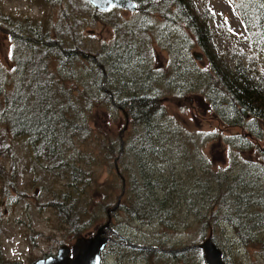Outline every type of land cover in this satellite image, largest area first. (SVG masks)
<instances>
[{
    "label": "trees",
    "instance_id": "trees-1",
    "mask_svg": "<svg viewBox=\"0 0 264 264\" xmlns=\"http://www.w3.org/2000/svg\"><path fill=\"white\" fill-rule=\"evenodd\" d=\"M28 1L50 5V8L57 10L60 17L55 26L59 31L56 38L51 35L52 20L46 21L47 16L43 20L46 23L35 24H29L26 19L14 20L0 16V38L4 36L11 41L7 64L0 62V159L11 158L14 140L27 142L30 149L37 150L33 151V167L38 171L51 167L49 171L57 173V177L40 185L46 193L47 205L56 210L63 224L73 226L80 222V225H85L89 219L84 220L86 213L82 198L92 173L82 164L89 167L96 162V155L84 146L86 136L93 134L89 128L94 125L95 136H92V141H101V151L107 154L110 161L107 162L111 164L113 161L119 168L121 166L120 179L125 175L126 181H121L122 193L117 202L127 185L128 211L135 221L142 225L157 222L167 229L189 227V221H192L195 227L191 230L196 232L197 239L205 240L211 235L214 244L221 250L217 233L224 230L220 229V223H225L228 228H232L237 243L245 247L253 244L257 252L264 255V154L260 150L255 154L262 163L245 162L236 177L226 176L227 173L219 176L207 173L204 182L195 184V190L186 189L175 193L173 188L180 182L176 181L169 187L167 181L158 183L149 174L152 158L170 162L165 158V151L168 148L173 151V146L169 144L172 130L163 124L167 110L162 99L166 102L174 97L183 101L188 91L193 97H203L210 103L221 124L246 132L250 131V125L264 126V0H236L233 3L247 33L250 54L235 49L226 57H220L216 51L214 34L210 29L213 20L211 12L208 10L198 14L193 0H131L137 5V12L132 13L134 16L127 25H117V28L126 30V34H123L127 39L125 44L122 43L123 54L133 57L145 55L139 36L145 35L146 31L139 27L135 30L137 18L140 16L144 25H152L154 15H159L163 21L170 23L163 33L174 34L171 59L174 72L159 81L150 80L146 73L143 81H140L143 84L137 89L139 93L145 94L132 93L126 97L120 90L122 86L119 90L109 91L116 81L107 74V68L96 64L91 53L81 50V45H75L78 43L76 37L79 26L73 22L80 20L83 23V18L76 16L74 8L80 0ZM84 8L90 12L94 23L98 19L107 20L106 17L112 11H119L113 9L102 13L85 2ZM186 28L190 32L187 40L181 36L175 37L176 34H183ZM193 45L203 52L208 67L199 71L198 82L191 89H186L183 80L192 75L187 71V65L192 59L195 61L190 53ZM114 49L116 51L110 55L115 56L111 59L114 60L113 67L116 58L122 56L118 46ZM90 64L91 69L85 68ZM80 68L87 69L91 80L83 77L74 79L72 74ZM139 78L130 77L136 82ZM71 81H75V85ZM155 82H166L162 92L153 93ZM241 111L248 114V120ZM101 113L105 114L102 122L96 118ZM119 113L125 124L126 114L132 135L131 144L124 152L133 166L124 172L121 147L124 133L117 134ZM104 123L106 128L97 129L96 126ZM249 136L253 138L251 133ZM186 137L189 142L196 141L193 136ZM226 140L230 157L235 161L238 153L246 151L243 141L247 140L240 136ZM198 153H187L185 157L198 156ZM40 154L42 157L38 160ZM75 157L77 160L71 159V165L65 163L68 158ZM60 176L66 177L67 182L58 191L54 185L60 182ZM4 186L6 194L16 191L17 187L12 183H5ZM218 187L221 195H215ZM174 196L183 204L184 212L174 210L177 204ZM169 199L172 200L169 202ZM78 208L80 214H77ZM136 250L138 255L144 254L151 264L155 260L157 264H204L198 248L182 252L175 249L171 253ZM102 264H108L106 253L102 255Z\"/></svg>",
    "mask_w": 264,
    "mask_h": 264
},
{
    "label": "rangeland",
    "instance_id": "rangeland-1",
    "mask_svg": "<svg viewBox=\"0 0 264 264\" xmlns=\"http://www.w3.org/2000/svg\"><path fill=\"white\" fill-rule=\"evenodd\" d=\"M193 1L198 14H203L208 10L211 12L213 20L210 23V29L214 34V45L220 57L228 56L235 49L247 55L250 54L247 33L241 24L238 13L233 8V3L236 0ZM74 8L77 11L76 16H79L80 19L83 18L81 20L83 23H80V20L73 22L79 26L76 37L78 43L75 45H81V50L91 53L96 64L107 68V74L116 81L112 87H109V91L119 90L122 86L120 90L125 97L127 94L131 96L132 93L142 95L145 93H139L137 89L143 84L140 81L141 79L143 81V76L146 73L150 80L157 81L173 74L174 68L171 59L175 38L171 32L163 33L166 28L170 27L168 21L165 22L159 15H154L153 24L144 25L138 16L135 30L139 27L146 31L145 35L139 36L145 55L133 57L123 54L122 43L127 42L123 36L124 33L126 34V30L122 27L117 28V25H127L134 14L112 11L106 17L107 20L98 19L94 23L93 18L89 15L90 12L84 8L82 0ZM0 16L14 20L26 19L29 24L46 23V21L52 20L51 35L56 38L59 31L55 24L59 20L60 14L57 10L50 8V5L45 6L40 2L0 0ZM46 16L48 20L43 22ZM189 35L190 32L186 28L183 34H176L175 37L181 36L187 40ZM10 45L9 38H4V36L0 38V62L3 64H7ZM116 46L120 48V51L122 50V56L116 58L113 67L114 60L111 59L115 56L111 57L110 55L116 51L114 49ZM190 53L194 59L200 58V60L196 61L195 59L194 61L191 58L192 62L187 65V71H190L192 75L183 80L186 82V86L184 85L186 89H191L198 82L199 71H204L208 67L203 52L199 48L193 45L190 48ZM85 68L91 69V64ZM85 68L75 70L72 74L74 79L79 80L83 77L91 80L90 74L86 72ZM136 76L141 77L138 79L139 81L130 79V77ZM67 83L69 84L68 81ZM71 84L75 85V81ZM164 84L166 82H155L153 93L162 92L161 90L165 88ZM75 94L77 95V92ZM170 99L166 102L165 99H162L167 110V117L164 118L163 124L168 125L172 130L170 134L172 141L169 144L173 146V151L169 148L165 151V158L170 162L156 158L151 159L152 166L149 167V174H152L153 180L155 179L158 183L167 181L169 187L176 181L180 182L173 188V191L177 193L186 189L195 190V184L198 181L204 182L207 173H214L218 176L227 173L226 176L236 177L242 171L241 166L245 162L262 163L255 153L260 150L264 154V126L250 125V131L246 132L236 127L231 128L228 124H221L216 119L211 104L207 103L203 97H193V94L188 91L183 101L181 98L171 97ZM103 116L105 117V114L101 113L96 118L102 122ZM122 117V114L119 113L117 134L124 133V137L121 139L124 153V155L122 154L124 159L122 171L124 172L133 166L127 153L124 152L131 144L132 135L128 122L125 124ZM92 127L94 128V125ZM96 127L103 130L106 128V123ZM93 128H89L93 134L86 136L84 146L90 149L93 155H96V162L89 167L87 164H82L92 173L91 179L86 182L88 189L86 191L85 188L82 198L86 213L84 220L89 219V223H83L85 225H80V222L73 226L69 223L63 224L56 210L47 205L46 193L40 185L57 177V173H51L49 171L51 167L39 171L33 167V151L37 150L30 149L27 142L14 140L11 144L13 152L11 158L0 159V264H34L41 258L54 256L61 246H71L76 238L86 236L88 232L95 231L106 222L105 212L116 205L118 197L122 193L120 190L121 181L125 180V175L120 179L121 166L119 168L113 161L111 164L107 162L109 158L101 151L103 148L99 144L101 141L97 137L99 143L92 141V136H95ZM249 133L253 135L252 139ZM186 136H193L196 141L189 142ZM239 136L247 140L243 141L246 151L238 153L234 161L230 157V147L226 139L232 140ZM198 138L202 140L199 141ZM177 144L178 146H176ZM197 152H199L198 156L185 157L187 153L196 154ZM41 157L40 154L37 159L39 160ZM71 159L77 160V157L68 158L65 163L71 165ZM66 179V177L60 176L58 179L60 182L55 184L54 188L58 191L63 189L67 182ZM5 183L17 186L16 191L6 194ZM140 183L141 181H139ZM55 189L54 191H56ZM67 189L65 188V190ZM127 190L126 185L118 207L110 214L112 232H108V236L111 239L104 251L108 264H117L119 259L121 260L120 264H151L150 260L144 258V254L138 255L136 253L138 250L131 246H144L148 250L171 253L176 251L175 249L182 252L190 248H197V245L203 241L197 239L196 232L191 230L195 227L192 221H189V227L179 226L173 229L162 227L157 222L142 225L135 221L128 211ZM216 194L221 195L219 187L215 189ZM174 197L177 202L174 210H178L180 213L184 212L183 204L177 196ZM170 200L172 199L168 201L170 202ZM77 214H80V208H78ZM220 224V229L224 230L221 229L217 235L228 264H264V255L259 254L253 244L248 247L241 246L237 243L232 228H228L225 223ZM129 248H132L133 252L129 251ZM151 262L157 264L156 260ZM189 262L191 263L190 260Z\"/></svg>",
    "mask_w": 264,
    "mask_h": 264
},
{
    "label": "water",
    "instance_id": "water-1",
    "mask_svg": "<svg viewBox=\"0 0 264 264\" xmlns=\"http://www.w3.org/2000/svg\"><path fill=\"white\" fill-rule=\"evenodd\" d=\"M82 1L89 4L94 10L102 13H107L112 9L122 10L127 13H136L138 10L136 4L131 0ZM195 59L196 61L200 60V58ZM241 113L245 119H248V114L245 111H241ZM124 116L127 124L126 114ZM119 202L107 211L106 222L100 225L93 234L76 238L71 246L63 245L58 248L54 256L41 258L34 264H102V255L109 241L107 231L111 230V216L109 213L116 210ZM131 247L135 249H147L144 246ZM197 248L201 250L204 264H228L223 258L222 250L214 244L211 235L198 244Z\"/></svg>",
    "mask_w": 264,
    "mask_h": 264
},
{
    "label": "flooded vegetation",
    "instance_id": "flooded-vegetation-1",
    "mask_svg": "<svg viewBox=\"0 0 264 264\" xmlns=\"http://www.w3.org/2000/svg\"><path fill=\"white\" fill-rule=\"evenodd\" d=\"M108 211V210H107ZM107 211H106V216H108V213H107ZM109 214H111V212L109 213ZM96 230V229H95ZM95 231H92V232H88L86 235L88 236V235H91V234H93ZM108 232H112V230H110V231H108ZM108 232H107V236H108ZM108 238H109V241H110V236H108ZM108 241V242H109Z\"/></svg>",
    "mask_w": 264,
    "mask_h": 264
},
{
    "label": "bare ground",
    "instance_id": "bare-ground-1",
    "mask_svg": "<svg viewBox=\"0 0 264 264\" xmlns=\"http://www.w3.org/2000/svg\"><path fill=\"white\" fill-rule=\"evenodd\" d=\"M112 214V213H111ZM134 249V248H133Z\"/></svg>",
    "mask_w": 264,
    "mask_h": 264
}]
</instances>
